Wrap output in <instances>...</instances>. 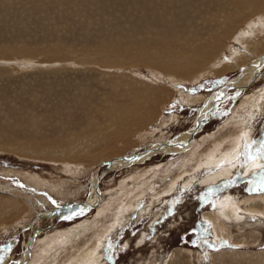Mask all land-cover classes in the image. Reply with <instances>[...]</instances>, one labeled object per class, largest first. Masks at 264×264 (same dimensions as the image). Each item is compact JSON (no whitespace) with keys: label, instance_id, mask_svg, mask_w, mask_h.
<instances>
[{"label":"bare ground","instance_id":"6f19581e","mask_svg":"<svg viewBox=\"0 0 264 264\" xmlns=\"http://www.w3.org/2000/svg\"><path fill=\"white\" fill-rule=\"evenodd\" d=\"M49 3L53 6H61L57 8H65L67 11L70 8L74 9L73 17L66 15L69 19H65L69 22L82 21V25L87 23L88 27L81 30L80 35L84 38L78 35L73 39L70 37L73 34L69 32L68 36L64 35L66 40H63L62 33L59 32L60 35L57 36L58 33L55 31L53 38L46 39L44 31L49 21L54 18L47 11L36 13L29 11L35 13L32 14L34 16L32 18L40 28L39 34L35 37L43 35L39 43L25 45L19 40L16 44L5 41L8 44L0 45L1 63L15 61L18 66L28 64L27 66L32 67L28 70H14L12 67L7 68L4 64H0V151L12 153L20 158L66 163V166L63 164L65 168L69 166L68 162L98 165L108 160V157L113 158L115 154H119L115 148H112L113 145L124 144L127 142L126 139L128 144L131 141L129 138L131 133L145 129L148 122L150 126L152 121L149 120L155 121L154 117L163 116L161 111L166 106L164 101L169 102L172 94L169 97L163 90L147 85L145 81L138 79L141 75L137 79L126 74L115 73V75L113 73L115 69L142 64L157 69L169 77L174 82L158 77L155 80H160L175 89L178 88L179 82L197 83L208 77L240 70L238 76L226 86L228 90L232 88L242 90L260 74L258 71L264 66V56H262L264 0H51ZM80 7V11L75 14V8ZM60 21L65 20L60 19ZM56 24L58 25L57 22ZM18 30L16 29L17 32ZM7 35V40L14 38L12 34L7 33ZM18 36L21 37V34ZM228 42L232 45L230 46ZM236 45L242 48L241 51L236 50ZM69 59L75 60L80 67L47 71L48 74L38 72V69L34 72L38 67H46L40 66L44 62L62 63ZM32 62H37L39 65ZM151 76L157 75L152 73ZM245 83L246 86L243 87ZM226 86L220 89L222 91L212 95L214 107L208 113L211 116L218 102L228 91ZM263 100L264 96L260 95L245 102L241 109L246 113L243 112L235 122L240 128L239 132L225 136L229 137V142L213 140L208 144V148L197 153L195 170L216 168L215 173L204 175L202 183L209 184V181H215L223 176L226 178L225 176L235 167L240 149L244 143L251 141V130L247 129V126L256 115L255 110H260ZM204 120L205 118L199 122ZM202 125L200 124L197 130ZM227 134L232 133L227 132ZM142 135L140 134L139 137ZM190 139L192 140L191 136ZM134 141L133 143L136 142ZM169 143L163 144L167 149L156 145L137 153L135 156L140 159L139 161L131 155L133 160L129 164L121 165L124 161L118 159L106 162L117 161V166L114 165L111 169L126 167L134 162H141L154 153L148 150L171 152L168 148L173 142ZM98 151L103 152L97 153ZM259 164L258 161L251 163L248 170L257 169ZM77 165L71 166L78 168ZM185 173L181 172L177 176L182 180L187 176ZM193 177L189 180L185 178L183 186H190L194 182ZM178 182L173 181L166 193L174 192L179 185ZM133 192L131 190L130 194ZM123 193L119 194L118 198L112 199V205L117 206L118 212L117 217L113 219L114 222L108 228L104 226V230L96 234L89 244L85 243L83 246L76 242V245L72 244L69 241L71 234L65 238L66 241L60 242L54 239L52 245L72 244L68 252H63L66 255L61 256L63 259L61 264H102L100 253L106 228L110 232L119 225L122 221L121 217H124L123 213L131 212L134 208L133 204L137 202L136 199L145 195L141 191L140 194L138 193V198L135 197L133 202L129 201L127 204L124 200L128 202L129 199L125 195L129 194V191ZM22 202L12 197L0 198V222H8L18 216L25 218L24 216L31 210L27 212L28 209ZM240 205L243 206V211L248 212V219L252 220L251 213H254L261 217L264 223V192L262 195H252L239 200L226 196L215 204L216 215L209 213L203 215L204 220L213 226L214 237L221 244L228 241L229 231L225 226L228 224L229 229L238 227L245 220V217H241L238 212ZM257 239L256 236L253 242L255 243ZM230 240L235 246L249 243L247 237ZM53 247L49 248L53 249ZM47 251L48 249L41 251L43 256ZM182 251V254L171 253L167 264L179 261L181 264L183 261L181 256L188 253L186 250ZM224 253L225 251L223 255H212L211 264H241L247 261L248 264L250 262L264 264V251L253 257L249 256L248 259L242 257L238 259L239 257L234 254ZM187 256L189 257L188 254ZM57 258L53 259L55 264Z\"/></svg>","mask_w":264,"mask_h":264},{"label":"rangeland","instance_id":"374dc122","mask_svg":"<svg viewBox=\"0 0 264 264\" xmlns=\"http://www.w3.org/2000/svg\"><path fill=\"white\" fill-rule=\"evenodd\" d=\"M50 1L0 0V13H3V15L0 14V20L2 19L0 21V45L8 41L12 44L23 41L25 45L39 43L43 35L35 37L40 32L39 25L32 18L34 17L32 14L36 12L47 11L54 18V20L49 21L50 23L44 31L47 36L44 35L46 39L53 38L55 31L58 33L57 36L62 33L63 40H66L64 35L68 36L69 32L73 34L70 37L76 39L81 30L88 27L87 23L83 26L82 21H67L69 19L67 16L73 17L74 9L70 8L68 11L65 8L59 9L57 7L61 6H53L49 3ZM75 9L76 14L81 7ZM29 11H35V13H29ZM60 19L65 21H60ZM3 22L6 23L3 24ZM4 27H6V30ZM77 27L78 29H76ZM14 28L15 30H13ZM16 29L20 30L17 32ZM7 33L12 34L14 38L7 40ZM19 34H21V37L18 36ZM80 37L84 38L82 35ZM228 43L230 46L232 45L230 42ZM66 45H69V43ZM235 48L236 50L242 49L238 45ZM262 56H264V53ZM1 62L0 64H4L7 68L12 67L14 70L32 68L27 66L28 64L18 66L15 61L16 64L13 61ZM32 63L39 65L37 62ZM29 65L32 64L29 63ZM41 65L46 67H38L34 72H37V69L38 72L46 73L47 71L53 72L68 67L69 69L80 67L75 60L70 59L62 63L44 62ZM238 71L240 70L217 77H208L199 80L197 83L179 82L176 89L163 84L160 80H155L158 78L170 80L169 77L163 75L157 69L142 64L127 65L113 71L117 75L133 76V79H137L141 75L138 79L145 81L147 85L155 89L163 90L169 97L170 94L172 96L170 97L171 100L168 98L169 102L164 101L166 106L161 111L163 116L158 115L157 119L154 117L155 121L149 120L152 121L150 122L152 124L149 126L148 122V127L145 126L148 130L143 128L141 130H144V132L136 130L135 133H131V136H129L131 143L126 144L128 142V139H126L125 142H127L124 144L117 143L118 145H113L112 148H115L119 154H115L113 158L108 157V160L104 162L116 159L123 161V158L128 155L134 156L156 145L165 149L166 147L163 144L173 142L168 148L171 152H158L144 158L141 162H134L119 169L106 170L105 165L97 169L102 163L86 165L68 162L69 166L65 168L64 163L20 158L12 153L0 151V198L4 196L16 198L20 202L23 201L22 203L28 209L27 212L31 210L29 214L27 213L24 216L25 218H19L18 216L8 222H0L2 223L0 224V264H55L53 259L56 257L58 258L55 262L61 264V261H63L61 256L65 257V251L68 252L71 249L69 246L76 245L75 242L82 244V246L85 243L89 244V241L93 240L96 234L104 230V226L108 228L114 222L113 219L117 217L118 212L117 206L112 205V199L118 198L119 194L128 191L129 194L127 193L125 196L129 200L128 202L124 200L127 204L129 201L133 202L135 197L138 198L141 191L145 195L136 199L138 203L133 204L134 208L131 212L123 213L124 217H121L123 222L121 221L110 232L106 228V236L103 237V246L100 253L102 264H167L171 253L182 254V250L188 251L189 257L187 254H183L181 264H211V256L223 255L224 251L225 255L226 253L229 255L234 254L237 258L239 257L238 259L240 257L248 259L249 256L253 257L264 251V223L261 217L254 213H251L253 219H248L249 214L243 211L242 205L239 206L238 212H240L241 217H245V220L238 227L229 229L228 224L225 226L229 231V242L226 241L224 244H221L214 237L213 226L203 218L204 213L216 215L215 204L226 196L239 200L252 195H262L264 191V100L260 110H255L256 115L247 126V129L251 130V141L244 143L237 156L235 167L225 176L226 178L223 176V178L220 177L221 179L209 181V184L202 183V178L215 173L216 168L211 167L208 169L209 171L207 169L198 171L194 169L199 152L208 148L211 141L223 140L229 142V137L226 138L225 136L239 132L240 128L235 122H237L238 117L243 115L244 110L241 107L245 102H249L260 95L264 96V66H262L258 71L260 74L246 88L242 90L232 88L226 92L215 107L212 116H209V120L200 127L191 137V140L189 132L194 124L203 118H207L209 111L214 107V101L211 99L212 95L236 78ZM152 73L157 76L152 77ZM161 84L163 85L161 86ZM242 86L245 87L246 83ZM201 115L203 118H201ZM227 132L232 134L226 135ZM140 134H144L141 136L142 138L139 137ZM148 134L149 136H147ZM224 138H226V141ZM101 152L103 151L97 153ZM190 155L191 158H189ZM139 160L137 158V161ZM255 161L260 163L257 169L248 170L250 169L249 165ZM71 163L73 165L79 164L77 165L78 168H73ZM181 172H186L187 175L182 180L181 177L180 179L178 177ZM252 173L258 175V177L251 181H232L234 177L246 178ZM193 174H195L194 177ZM97 175H100L98 185L100 197L94 187ZM192 177L194 182L190 186H183L185 183L183 181ZM175 180L179 181L175 191L166 193ZM220 182L226 183L223 190L215 193L208 191V187ZM131 190L134 192L130 194ZM84 203L93 207L88 209L83 205ZM68 234L72 235L69 239L72 244H63V246L56 245V243L51 244L54 239L60 242L66 241L65 238L68 237ZM256 236L258 239L254 243L253 240ZM237 237H247L249 243L235 246L230 239L235 240ZM31 239H33V242L30 249H28ZM212 244L216 248H211ZM46 246H48L46 248L48 254L45 252L43 256L41 251L46 250ZM50 246H54L53 249H50ZM247 262L241 264H248ZM173 264H180V261ZM249 264L253 263L250 262Z\"/></svg>","mask_w":264,"mask_h":264},{"label":"water","instance_id":"95a60500","mask_svg":"<svg viewBox=\"0 0 264 264\" xmlns=\"http://www.w3.org/2000/svg\"><path fill=\"white\" fill-rule=\"evenodd\" d=\"M226 86V85H225ZM227 87V89L226 90H228V86H226ZM221 89V88H220ZM218 90V91H222V90ZM211 113V112H210ZM209 116H211L210 114L208 115V117L207 118H205V120L204 121H197L195 124H194V126H193V128L190 130V136L192 137L198 130V127H199V125L200 124H204L205 122H207L208 120H209ZM203 120V119H202ZM148 152H154L153 154H156V153H158V151H152V150H148ZM135 156V155H134ZM136 158H137V156H135ZM124 160L123 161H126V162H122V164L121 165H125V164H129V163H131V161L133 160V157L132 156H126V157H124L123 158ZM118 163H117V161H112V162H106V163H102L101 164V166L102 165H105L106 166V170H110L111 169V167L112 166H114V165H117ZM258 177V175H256V174H250V176L249 177H246V178H242V177H239V176H237V178L236 177H234L233 178V182L235 181V182H241V181H251L252 179H255V178H257ZM99 181H100V175H97V177L95 178V183H94V187H95V189H96V193H97V195L99 196L100 195V193H99V189H98V185H99ZM224 184H226L225 182H220L219 184H216V185H214V186H210V187H208V191H210V192H212V193H215V192H217V191H219V190H223V188H224ZM248 192H250V191H248ZM262 192V191H261ZM84 206H86L88 209H90V208H92L93 206H91V205H89V204H86V203H84L83 204ZM32 242H33V239H31L30 240V243H29V246H28V249H30V246H31V244H32ZM211 248H216V246H214V244H212V246H210Z\"/></svg>","mask_w":264,"mask_h":264},{"label":"flooded vegetation","instance_id":"af4514ba","mask_svg":"<svg viewBox=\"0 0 264 264\" xmlns=\"http://www.w3.org/2000/svg\"><path fill=\"white\" fill-rule=\"evenodd\" d=\"M264 192V191H263Z\"/></svg>","mask_w":264,"mask_h":264}]
</instances>
